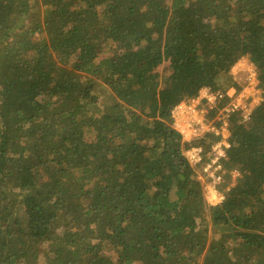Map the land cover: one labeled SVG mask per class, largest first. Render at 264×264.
Returning a JSON list of instances; mask_svg holds the SVG:
<instances>
[{
    "label": "trees",
    "instance_id": "1",
    "mask_svg": "<svg viewBox=\"0 0 264 264\" xmlns=\"http://www.w3.org/2000/svg\"><path fill=\"white\" fill-rule=\"evenodd\" d=\"M241 57L262 100L210 205L185 151L220 136L172 110ZM0 264H264V0H0Z\"/></svg>",
    "mask_w": 264,
    "mask_h": 264
},
{
    "label": "built area",
    "instance_id": "2",
    "mask_svg": "<svg viewBox=\"0 0 264 264\" xmlns=\"http://www.w3.org/2000/svg\"><path fill=\"white\" fill-rule=\"evenodd\" d=\"M232 71L238 75L237 78L244 77L245 84L241 91L231 88L223 92L205 86L199 90L197 96L181 101L172 110L173 127L180 133L183 141L191 142L208 132L220 136L212 144L207 156L200 145H194L185 151L192 166L203 163L199 178L207 189L206 198L210 205L222 203L225 199L224 191L234 185L240 175L237 170L231 171V175L228 174L224 165L227 149L230 147L232 116L237 114L241 122L249 123L254 109L262 100L257 70L247 57H241ZM210 113H213V117H209ZM227 175L231 176L232 181L226 183L228 185L224 191H220L218 186L225 182Z\"/></svg>",
    "mask_w": 264,
    "mask_h": 264
},
{
    "label": "rangeland",
    "instance_id": "3",
    "mask_svg": "<svg viewBox=\"0 0 264 264\" xmlns=\"http://www.w3.org/2000/svg\"><path fill=\"white\" fill-rule=\"evenodd\" d=\"M164 66H165V64H162V65L160 66V69L163 70ZM166 72L169 73L168 69L166 70ZM227 176H228V175H227ZM227 176H226L225 182H223L222 184H220V185L218 186V189H219L220 191H224V189L226 188V185H228V184H226V183H228L229 181H230V182L232 181V180H231L229 177H227ZM203 185H204V184H203ZM204 191H205V195H206L207 189H206L205 185H204ZM211 231H212V229H211V227H210V231H209L210 234H211Z\"/></svg>",
    "mask_w": 264,
    "mask_h": 264
}]
</instances>
